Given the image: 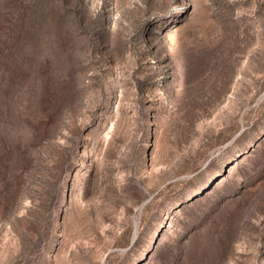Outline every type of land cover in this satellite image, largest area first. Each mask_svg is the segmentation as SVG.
<instances>
[{
  "label": "rangeland",
  "instance_id": "rangeland-1",
  "mask_svg": "<svg viewBox=\"0 0 264 264\" xmlns=\"http://www.w3.org/2000/svg\"><path fill=\"white\" fill-rule=\"evenodd\" d=\"M0 264H264V0H0Z\"/></svg>",
  "mask_w": 264,
  "mask_h": 264
}]
</instances>
